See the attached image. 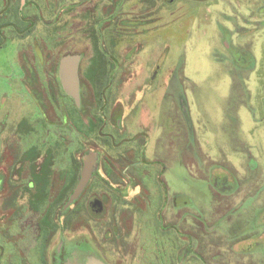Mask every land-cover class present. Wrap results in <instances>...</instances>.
Instances as JSON below:
<instances>
[{
  "label": "rangeland",
  "instance_id": "1",
  "mask_svg": "<svg viewBox=\"0 0 264 264\" xmlns=\"http://www.w3.org/2000/svg\"><path fill=\"white\" fill-rule=\"evenodd\" d=\"M27 1L0 0V264H73L72 248L89 243L117 261L111 219L59 215L88 150L102 152L103 167L143 159L149 171L146 191L129 173L115 189L137 194L126 205L135 223L127 211L118 220L139 242L133 264H264V0H127L115 18L106 0ZM68 53L83 57L81 111L59 77ZM40 166L53 169L48 186L34 177ZM230 176L229 194L213 191ZM103 185L92 181L84 210L103 193L111 213L116 197ZM63 234L88 237L60 252ZM155 239L168 241L166 256Z\"/></svg>",
  "mask_w": 264,
  "mask_h": 264
},
{
  "label": "flooded vegetation",
  "instance_id": "2",
  "mask_svg": "<svg viewBox=\"0 0 264 264\" xmlns=\"http://www.w3.org/2000/svg\"><path fill=\"white\" fill-rule=\"evenodd\" d=\"M105 4H106L104 6L105 9H106L105 11L106 12H109V14L111 13L112 16H113V18H115L116 15H118V14L121 13L122 7H126L125 5L127 4V0H106V3ZM33 5L35 7L36 6V2H34ZM132 6H133V3H130V8H132ZM20 7H21V9L28 8V1L26 2V4L24 3V5H21ZM119 18L120 17H118L117 20L114 19V23H115L114 25L121 26V22H120V19ZM24 19L29 24L36 23L35 22V19H32L29 15H28V17H25ZM116 21H118V22H116ZM102 24H103V28L104 29H106L109 26H111L110 23H109V21H105V20H104V22H102ZM134 25H135V21H132L131 20V23L129 24V26L131 27V26H134ZM122 29L127 30L129 28H122ZM229 50H230L231 55L235 59L236 58L237 59L238 58L239 59H242V54L239 53L240 51L237 48H235V46L229 44ZM81 62H82V60H81ZM80 69H81V63H80ZM106 74H107L106 77H108V78L114 77V75L111 72V70L110 71H107ZM109 85L110 84H108L107 86H109ZM105 88H108V87H105ZM261 89L264 92V86H262ZM82 90L84 92V86H83V84H81V92H82ZM85 93L87 94V92H84V95H85ZM81 97H82V94H81ZM84 99L86 100V97H84ZM90 151H97L98 154H99L98 159H97V166H96L95 170L93 171V174H92L89 182L87 183L85 189L81 193V195L72 203V205L69 207V209L67 211H65V210L62 209L60 211V214L59 215H60V217L61 216H65V217L68 216L69 218H73L74 215H77L78 217H80V220L82 222H87V220L89 221L90 218H91V219H94V220L95 219H99L98 222L105 223V221L107 219H111V221L109 222L108 227L106 226V231H108L110 229L111 230L110 233L112 234V233H115L116 230H118L119 231L118 234H121L120 237H117V238H121V239L119 240V239L115 238V241H114L115 242V246H116L115 248H116V252L118 254L117 255L118 257L116 256V260L117 261L110 262L105 257V255L103 254V252H102V250L100 248L96 247L94 244L92 245L91 243H89L90 244V247H84V246L83 247H80L79 245L76 246V247H73L72 250H71V253L68 256V258H71V260H73V264H133L135 262L132 259V256H135L136 255V251H138L137 249H138V246H139V242H138L137 239L131 238V236H128L127 237V235H125V233H128V232L127 231L125 233L123 232V230L120 227V224H119V221L118 220H119V217L122 216V214H125V212L127 211V212H129L131 214L130 215L132 217V220L131 221L133 223H135V219L137 218L136 213L139 212V211H138L137 207H135L133 210L132 209L129 210L126 207V205H128V204L132 205V203H133L132 200H134L133 198L137 194L134 193L135 188H133V189H131V190L128 191V196H127V198H125L123 196V193L122 192H120V194H118L116 192L117 190H115V189L125 187L128 183H130V182H128L126 180V178H123V176L122 177L120 176L123 173L124 174L129 173L127 175H131V177L135 179L134 181H136L139 184V186H140V192H141L144 189V186H145L144 185V182H143L144 177L142 175L143 174L144 175L145 174L146 175L147 174L149 175V171L147 170V167H142V164L144 163V160L143 159H140V160L137 159L135 161V166H133L131 168H125L124 170L117 171L113 167L112 168L111 167L110 168L108 167L109 169H111V170H108V168L103 167V165H104V162H103L104 161V157L102 155V152L99 151V150H88L87 152H85L83 154V156H82V164H83V158H84V156L86 154H88ZM143 154H144V152H143ZM138 166H140V167H138ZM44 167L45 166H43V167L40 166L39 167V172L38 171H37V173L34 172V175H35L34 177H35V179L37 178V180H41L43 183H45V185L48 186L50 183L49 184H46V183L50 182V181H48V179H50V177H51L50 175H52L51 171L53 169L50 166H47L46 168H44ZM82 168H83V165H82ZM81 171H82V169L79 172L78 182H79V180L81 178ZM112 171H115V172H112ZM142 172H143V174H141ZM111 173H113V174L115 173L114 175L116 176V178H120V179L119 180L116 179V181L114 182L113 181L114 177H112ZM44 174H45V177L42 176ZM117 175H119V177H117ZM164 175H165V172H162L161 182H162L164 188L167 189V192H169V190H168V184L166 182V179L164 178ZM224 176H225L224 179H227V178L229 179L228 175H224ZM95 178H99L101 181H103V184H104L103 186H106V187L112 189L113 194H115V197H116L115 198L116 206H114V208L111 211V213H107V212H109L110 206H107L106 207V205L104 203V199H103V197H104L105 194H103V193H101L99 196H98V194L94 193L90 197H87L86 203H85V210H84V206L82 205L81 202L84 200V197L87 194L88 189L90 188L91 183H92V181ZM230 178H231V176H230ZM78 182L76 183V186H77ZM212 185H213V191L218 192V190H219V191L225 192L226 194H229V192L232 191L233 188L235 187L232 178H231V180L223 181L222 184H221V186H219V184L217 182H213ZM75 187H74V189H75ZM74 189L72 190L71 194L73 193ZM71 194L69 195V197L71 196ZM177 195L179 196V193ZM69 197H68V199H69ZM68 199H67V201H68ZM129 200H130V202H129ZM79 204L82 205L83 209H80L79 210V208H78V209H76L74 211V209H72V208L75 205H79ZM118 204H120L121 206H125V208H123V210L122 209L118 210L117 209V205ZM179 206H182V205H180L179 203H176L175 202V198H174V200H173V207L175 209H177L176 207H179ZM145 207H147V206H145ZM147 210H148V208H147ZM165 213H166V211H164V205L161 204V209L159 210V212L157 214V217H158L157 219L160 222V223H158V226H160L161 229H162V233H163L162 234V236H163L162 239H164V232H163V230H164V226L166 224L165 221L167 220V218L165 216ZM133 216L135 217V219H134ZM179 225H180V223H179ZM109 226L111 228H109ZM180 226H182V225H180ZM214 227H216V225L213 226V228ZM79 236H86V237H88V235H86V234L72 236V238H69V237L65 236L64 234L61 235L60 242L57 245L56 249H59L60 248L59 251L62 252L63 249H64V246L67 244V241L68 242H72L73 240H75ZM127 238H130V241H129V239L127 240ZM158 241H159V239H155L154 240V246H155V248H157V246H158V249H155V252L156 253L152 251L151 254L152 253H155L158 256H160V254H164L166 256V253H167L166 251H169L170 252V248L168 246L169 245L168 241H167V244L168 245L166 244V241H163V245H161V246H159ZM179 243H180V240L178 241V244ZM161 249H162L163 253L161 252ZM153 256L155 257V255H153Z\"/></svg>",
  "mask_w": 264,
  "mask_h": 264
},
{
  "label": "water",
  "instance_id": "3",
  "mask_svg": "<svg viewBox=\"0 0 264 264\" xmlns=\"http://www.w3.org/2000/svg\"><path fill=\"white\" fill-rule=\"evenodd\" d=\"M25 3V0H23ZM82 55L79 53H68L62 56L59 64V77L65 92L71 96L77 107L82 106L81 97V77H80V63ZM97 151H90L83 158V168L81 171V178L75 187L73 193L63 207V210L68 209L72 203L81 195L89 182L93 171L97 166L98 159Z\"/></svg>",
  "mask_w": 264,
  "mask_h": 264
},
{
  "label": "trees",
  "instance_id": "4",
  "mask_svg": "<svg viewBox=\"0 0 264 264\" xmlns=\"http://www.w3.org/2000/svg\"><path fill=\"white\" fill-rule=\"evenodd\" d=\"M84 92H86V90L84 89ZM84 92H83V90H82V92H81V94H82V106L79 108V107H77V105L75 104V106L77 107V109L78 110H82V109H84V107H85V99H84V97H85V95H84Z\"/></svg>",
  "mask_w": 264,
  "mask_h": 264
}]
</instances>
